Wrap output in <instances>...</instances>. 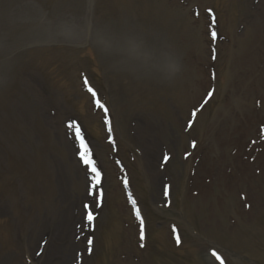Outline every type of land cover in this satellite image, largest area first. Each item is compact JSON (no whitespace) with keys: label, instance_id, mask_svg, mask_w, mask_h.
<instances>
[{"label":"rangeland","instance_id":"obj_1","mask_svg":"<svg viewBox=\"0 0 264 264\" xmlns=\"http://www.w3.org/2000/svg\"><path fill=\"white\" fill-rule=\"evenodd\" d=\"M130 42L147 58L130 53ZM246 53L260 72L249 99L255 117L244 116L248 130L230 143L214 135L213 149L206 128L224 105L239 110L242 91L230 75ZM85 78L109 108L116 153ZM261 117L264 0H0V264H219L215 250L225 264H264ZM70 119L104 174L93 232L82 209L92 202L90 177L76 158ZM122 177L145 218L144 242Z\"/></svg>","mask_w":264,"mask_h":264},{"label":"snow or ice","instance_id":"obj_2","mask_svg":"<svg viewBox=\"0 0 264 264\" xmlns=\"http://www.w3.org/2000/svg\"><path fill=\"white\" fill-rule=\"evenodd\" d=\"M208 11L211 12L212 10L209 9ZM90 27L91 26L89 25V28ZM210 37L213 41H215L217 39V32L215 30L211 31ZM211 58L213 60L216 59L215 49L212 50V57ZM84 84L87 86V91L91 94V97L93 99V103L95 104V106L98 109L102 110L104 117H105V120H104L105 124L110 125L111 120L108 116L109 108L102 101V98L99 96L97 90L89 84L87 78L84 79ZM213 94H214V89L207 92L206 98L204 101L205 104L208 102L209 99H211L213 97ZM197 111H198V109L193 110V112H192L193 119L189 121V125H188L189 127L192 126V123L194 122ZM66 127L73 130V136L79 145V148H78V151L76 152V155L78 156V158L82 164L88 166L87 171L90 173V179L88 181V187L86 189V194H87V196L93 197V200L91 203L84 202L82 204V209H83V220H84V222L86 223L87 227L90 230L94 231V224H95V221L97 219V214L95 213V209L102 207L103 199H104V190L101 187V185L103 183V173L97 167L96 161L92 157V150L89 147V144L87 143V141L85 139L83 129L81 128L78 121H76L75 119H70L69 121L66 122ZM107 130L109 133L112 131L111 127H108ZM195 146H196V143H195V141H193L192 147L195 148ZM168 159H169V157L167 155H165L164 156L165 162ZM117 163H119V161H117ZM128 183L129 182L127 179L123 180V184L125 185V187H127ZM163 194L166 198L169 196V186L168 185L164 186ZM131 203L134 205L133 210H134L135 218L139 222V240L144 241L146 239L145 218L141 213V209L138 206H135L136 205L135 199H132ZM172 231L175 232L176 229L173 227ZM176 241L178 244L180 243V238L178 235L176 237ZM45 243H46V241H45ZM87 244L89 247L86 249V251L89 254H91V251H92L91 246L93 244V240L88 239ZM144 246L145 245L143 243L140 244L141 248H143ZM218 251L219 250L213 251L212 255L216 258V260H218L220 262V264H225V260L223 259V257L221 255L218 254ZM37 255H40V253H37Z\"/></svg>","mask_w":264,"mask_h":264},{"label":"bare ground","instance_id":"obj_3","mask_svg":"<svg viewBox=\"0 0 264 264\" xmlns=\"http://www.w3.org/2000/svg\"><path fill=\"white\" fill-rule=\"evenodd\" d=\"M256 18L261 19V14L256 12ZM258 38L259 37L256 35L253 41H251L252 44L257 43L256 47L259 46V42H260ZM255 59L256 57L254 58L253 56H250L249 53H246L237 59L239 61H234L232 63L234 66L232 65L233 73L230 75V79H232L233 84L240 86V90L242 91V97L247 98V100L245 101L242 98L239 101V104L240 103L242 104L239 106L238 111L236 110L233 111L229 107V105L226 104L223 106V108L220 111L215 113L212 121L208 124L206 128V132L211 138L210 145H212V148L215 142V140L212 139L214 135H216V139L219 140V142L228 141V143H230L232 141V139H230L232 138L230 135H234L235 133L244 135L245 132L248 130L245 128V123L244 126L242 124V122H244L243 121L244 116L246 115L247 117H251V118L255 117L256 110L250 107V102H249V99L254 92V87H253L254 81L257 75H260L257 65L252 66L251 63V61ZM240 76L242 77L240 78ZM237 94H238V90H237ZM93 112H95L94 108H93ZM261 119L264 120V117H261ZM242 129L243 132L241 131ZM113 131H114V127H113ZM225 133H226V137H228L227 139L222 138L223 136H225ZM215 148L216 147H214L213 149ZM241 148L239 150H241L242 152ZM238 161H240V159H238Z\"/></svg>","mask_w":264,"mask_h":264},{"label":"clouds","instance_id":"obj_4","mask_svg":"<svg viewBox=\"0 0 264 264\" xmlns=\"http://www.w3.org/2000/svg\"><path fill=\"white\" fill-rule=\"evenodd\" d=\"M101 43H103L105 45V47H109L110 46V42L104 40V38H101ZM127 50L130 53H133L137 56L143 55L145 56V58H147V54L143 53L141 50V47L139 44L135 43V42H130L127 45ZM168 69L172 72L175 73L177 71H179L178 65H176L175 63H171L168 65Z\"/></svg>","mask_w":264,"mask_h":264}]
</instances>
